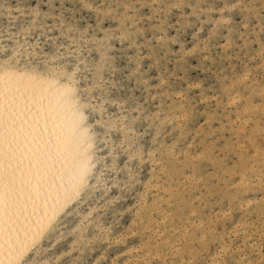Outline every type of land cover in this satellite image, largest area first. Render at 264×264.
Wrapping results in <instances>:
<instances>
[{"label":"snow or ice","instance_id":"obj_1","mask_svg":"<svg viewBox=\"0 0 264 264\" xmlns=\"http://www.w3.org/2000/svg\"><path fill=\"white\" fill-rule=\"evenodd\" d=\"M0 264H264V0H0Z\"/></svg>","mask_w":264,"mask_h":264}]
</instances>
